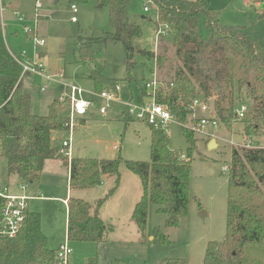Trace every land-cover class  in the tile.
Wrapping results in <instances>:
<instances>
[{
	"label": "trees",
	"instance_id": "trees-1",
	"mask_svg": "<svg viewBox=\"0 0 264 264\" xmlns=\"http://www.w3.org/2000/svg\"><path fill=\"white\" fill-rule=\"evenodd\" d=\"M129 1L99 0V6L109 10L112 30L105 36L89 38L79 48V59L89 67L96 92L114 86L117 79L108 76L97 60L94 44L122 43L131 64L134 40L142 35L140 23L126 20ZM147 4L157 9L158 28L161 24L168 26L163 36L172 49V56L168 45H163L160 52L139 51L157 64L154 72L157 77L161 75V86L154 91L157 102L186 123L191 103L202 97L214 106L221 126L232 131L237 123L242 125L235 134L244 141L264 134V49L246 32L245 26L221 23L206 0H147ZM202 20L208 31L206 36L200 32ZM51 89L43 90L40 80L31 73H23L22 66L13 58L5 42L0 12L1 173L7 177L17 175L22 182L35 185L40 182L45 162L60 159L70 168L71 191L95 188L104 177L112 176L113 187L95 204L73 193L70 196L69 241L100 243L113 230L102 219L100 209L121 182V163L139 175L142 183L143 193L133 211L139 230L146 229L151 203L168 216V225H178L179 219L187 215L191 200L193 133L182 128L188 142L184 156L181 150L169 146L167 130L148 123L151 130L148 161L78 156L69 161L56 137L69 129V118L58 109V101L50 103L45 114L33 110L35 94ZM148 93L145 90L141 94ZM242 104L247 105V110L239 118L235 110ZM126 115L134 117L127 112ZM246 145L232 147L226 235L222 241L209 242L203 264H264V147ZM41 223V213L28 209L15 238L0 236V264H57L56 249L49 247ZM155 240L162 242L163 238L157 233ZM87 264H98L97 259L92 257ZM160 264L188 263L182 258H164Z\"/></svg>",
	"mask_w": 264,
	"mask_h": 264
},
{
	"label": "rangeland",
	"instance_id": "rangeland-1",
	"mask_svg": "<svg viewBox=\"0 0 264 264\" xmlns=\"http://www.w3.org/2000/svg\"><path fill=\"white\" fill-rule=\"evenodd\" d=\"M40 1L42 8L38 9L39 20L33 34L39 33L40 38H45L46 43L41 48L46 54H41L42 61L47 68L53 70L52 72L64 71L77 85L88 91H95L89 67L79 59V48L89 38L105 36L112 30L109 10L100 7L99 0ZM36 2L37 0H3V25L6 24L12 29L20 24L11 10L21 11L30 25L36 18ZM206 2L217 12L221 23L245 26L246 32L264 49V0ZM73 4L77 6V22L72 21L75 15ZM145 6H148L149 11L144 10ZM126 20H134L142 27V35L134 40L135 53L131 64L128 52L120 42L106 41L94 44V50L97 60L104 65L108 76L117 79L114 83L119 82L122 87L123 101L127 102L133 96L135 103L139 104L142 99L141 92L146 90V82L153 80L156 75L154 62L148 61L139 51L160 52L163 45H168L169 56H172V49L167 37L158 34V12L155 7L147 4V0H130ZM199 28L201 34L206 36L208 31L203 20ZM158 38H161L160 42ZM7 41L18 51L19 48L12 45L10 36ZM158 79H162L160 74ZM62 90V87L55 86L51 91L35 94L32 103L34 111L47 113L49 104L59 97ZM102 104L104 103L101 100L97 101L95 108L91 110L94 114L90 113L86 122L77 120L74 130V141L77 132L74 142L75 156L150 160V125L135 117L128 118L126 106L122 102L112 103L108 114L102 116L99 113ZM57 107L65 112L59 103ZM241 126L237 123L231 131L222 125L219 129L210 131L208 135L193 134V161L189 185L191 200L187 215L181 217L176 226L168 225V216L159 212L157 206L151 203L146 229L144 232L139 230L133 211L143 193L142 183L139 175L130 171L125 163H121V183L105 201L101 210L105 222L111 224L113 230L100 243L68 240L66 205L62 201L68 190L67 168L59 161L49 163L47 169H44L39 185V189L48 198L31 201L30 204L41 213V228L48 237L49 247L55 249L68 241L72 248L69 264H87L88 259L92 257L97 259L98 264H160L164 258H182L188 264H203L209 242L222 241L226 235L229 185L228 169L224 170L223 167L229 168L232 147H240L244 143L264 147V134L249 138L247 142L235 134ZM168 135L169 146L173 150H181L183 155L187 154L188 142L182 128L171 125ZM56 137L61 142L64 134H57ZM212 139L218 143L215 148L208 146ZM81 140L83 141L79 143ZM112 178H107V186L101 191L95 188L84 189L74 191L73 195L95 204V193L102 195L113 187ZM8 180L12 185L15 178L8 177ZM1 181L5 182L3 179ZM157 233L162 236V242L155 240Z\"/></svg>",
	"mask_w": 264,
	"mask_h": 264
},
{
	"label": "built area",
	"instance_id": "built-area-1",
	"mask_svg": "<svg viewBox=\"0 0 264 264\" xmlns=\"http://www.w3.org/2000/svg\"><path fill=\"white\" fill-rule=\"evenodd\" d=\"M36 18L38 19V9L41 7V1L36 2ZM3 0H0V12H2ZM74 12L77 7L73 6ZM145 11H149L148 6ZM17 18L21 22H26L24 16L15 12ZM72 20L75 22L77 18L74 16ZM34 26L25 24L24 31L30 32ZM168 26L161 24L158 28V34H166ZM32 38V52L29 49H22L18 54L10 50L13 58L22 66L23 73H31L40 80L43 90L51 89L55 86L62 87V92L57 98L58 103L64 107L65 113L69 118V129L64 133L61 140L64 146V154L71 161L73 157L74 148V130L76 122L79 118L87 115L93 108H95L97 101L101 100L104 104L99 107V113L106 116L114 102H122L126 106V112L137 119L146 121L154 125L156 128L165 129L169 133L171 125H178L181 128H187L193 134L208 135L210 130L219 129L220 119L212 103L202 97H196L190 105V123H182L172 111L157 102L154 91L161 86L157 75L151 81L145 84L146 90L149 92L143 96L140 103L137 104L133 99L123 101L120 95L121 86L116 83L112 87L103 89L100 92L88 91L87 89L77 85L74 82L67 81L64 71L51 72L40 55V47L45 44V39L38 36H31ZM159 39V38H158ZM156 74V73H155ZM152 94V95H151ZM247 110V105L242 104L237 107L235 112L239 118H243ZM66 135V136H65ZM248 147H253L247 144ZM184 156V155H183ZM224 170L229 169L227 166ZM28 184L23 182L18 185V188L25 191ZM30 196L24 193H15L9 184H5L0 179V236L7 238H15L20 232L24 220L26 218V211L28 210ZM72 255V248L68 241L61 243L56 249L57 264H69L70 256Z\"/></svg>",
	"mask_w": 264,
	"mask_h": 264
},
{
	"label": "crops",
	"instance_id": "crops-1",
	"mask_svg": "<svg viewBox=\"0 0 264 264\" xmlns=\"http://www.w3.org/2000/svg\"><path fill=\"white\" fill-rule=\"evenodd\" d=\"M10 0H7V2H9ZM50 2H54L53 0H50ZM257 5H259V2L257 3ZM73 6H74V4L72 5V10H73ZM76 6V5H75ZM77 7V6H76ZM146 7V6H145ZM40 8H42V2H41V7ZM144 10H145V8H144ZM11 11H13L14 12V15H15V10H11ZM73 12H74V10H73ZM75 13V17H76V13H77V11L76 12H74ZM73 16V17H74ZM16 17H17V15H16ZM77 18V17H76ZM145 18V17H144ZM1 19H2V16H1ZM18 19V18H17ZM38 20L39 19H37V21H34V22H31V24L30 25H32V26H34V28L30 31V32H28V33H26L25 31H24V25L25 24H28L27 22H21V21H19V19H18V21H19V25L16 27V28H12V29H10V28H8L7 26H6V24L5 25H3V23H4V21H3V19H2V25H3V28H4V36H5V42H6V44H7V46H8V48H9V50H11L12 52H14V53H19L22 49H29L30 50V52H32V38H31V36H38L39 37V33L38 34H33V31H34V29L36 28V26L38 25ZM27 21V20H26ZM32 21V20H31ZM73 21V20H72ZM78 21V20H77ZM77 21H75V22H77ZM74 22V21H73ZM37 31H38V29H37ZM8 36H10L11 37V40H12V42H13V46L14 47H18L19 49H18V51H15L14 49H13V47L11 46V45H9V43H8V41H7V38H8ZM43 38V37H42ZM45 39V38H44ZM160 39L161 38H159L158 39V41L160 42ZM46 43V42H45ZM44 46V45H43ZM43 46H41V47H43ZM40 47V49H39V51H40V54H42V56H44L46 53L42 50V48ZM154 64H155V69L157 68V65H156V63L154 62ZM162 64H163V60H162ZM50 71H51V69L50 68H48ZM154 69V68H153ZM53 71V70H52ZM51 71V72H52ZM56 72V71H55ZM65 73V72H64ZM65 76H66V74H65ZM66 78H67V81H69V82H73V81H71L67 76H66ZM119 83V82H118ZM56 87H58V88H60V86H56ZM109 87H112V86H109ZM54 90V89H53ZM144 91V90H143ZM142 91V92H143ZM121 92H122V87H121ZM120 92V95H121V98H122V93ZM141 92V93H142ZM143 96H145V95H143ZM142 96V94H141V98L143 97ZM131 99H133V96L131 97ZM57 100V99H56ZM122 100H123V98H122ZM64 108V107H63ZM94 109V108H93ZM34 110V109H33ZM90 113H92V114H94L92 111H90L87 115H85L84 117H81V118H79L78 120H80L81 122H86V120L88 119V115L90 114ZM217 130V129H216ZM210 131H214V130H210ZM76 133L77 132H75V141H76V139H77V136H76ZM74 141V142H75ZM83 140H81L79 143H81ZM210 142H211V140H210ZM209 142V143H210ZM209 143H208V146H209ZM217 143V142H216ZM75 144V143H74ZM76 145V144H75ZM217 145H218V143H217ZM73 157H75V147L73 148ZM72 157V158H73ZM78 157H81V156H78ZM55 161H59V162H61L63 165H65V163L62 161V160H60V159H49V160H47L46 162H45V165H44V169H47V166H48V164L49 163H52V162H55ZM66 168H67V180H68V190H67V196L65 197V198H63L62 199V201H63V203H64V205H66V214L68 215V201H69V198H70V196L72 195V193L74 192V191H71V189H70V187H69V177H70V168H69V166H67L66 165ZM44 169H43V172H44ZM43 172H42V175H41V179H40V182L38 183V184H35V185H29L28 184V187H27V189L25 190V191H22V190H20L19 188H18V185H20L21 183H23L21 180H20V178L17 176V175H11L10 176V178L12 177V178H15V180H14V183L11 185V184H9V180H8V177L7 176H5L4 174H2L1 173V171H0V178L1 179H3L5 182H3V183H5V184H9L11 187H12V190H13V192H15V193H24V194H26V195H28V196H30L31 198H30V200H29V205H28V209L29 210H32V211H37L36 209H34V207H31V201H34V200H43V199H46V198H48L47 196H45L43 193H42V191H41V189H39V185H40V183H41V180H42V177H43ZM107 178H109V176H107V177H104L103 178V181H102V183L99 185V186H97V187H95V189L97 190V191H101L102 190V188H105L106 186H107ZM112 181H113V178L111 179V183H112ZM7 182V183H6ZM121 183V182H120ZM120 185V184H119ZM89 189H94V188H89ZM110 189V188H109ZM84 189H82V190H79V191H83ZM76 191H78V190H76ZM107 193V192H106ZM105 193V191H104V193L103 194H106ZM96 195H97V200L100 198V197H103V194L101 195V194H97V193H95ZM95 195V196H96ZM80 198H82V197H80ZM50 199H53V198H50ZM83 199H85V198H83ZM90 202V201H89ZM91 203V202H90ZM137 203V202H136ZM105 205V204H104ZM104 205L102 206V208L104 207ZM102 208L100 209V215H101V210H102ZM39 212V211H38ZM66 215V233H67V216ZM101 217H102V219L104 220V221H106L105 220V218L101 215ZM109 236V235H108ZM58 248V247H57ZM57 248H55V249H57Z\"/></svg>",
	"mask_w": 264,
	"mask_h": 264
},
{
	"label": "water",
	"instance_id": "water-1",
	"mask_svg": "<svg viewBox=\"0 0 264 264\" xmlns=\"http://www.w3.org/2000/svg\"><path fill=\"white\" fill-rule=\"evenodd\" d=\"M217 143H216V140L212 139L211 142L209 143V148H215L217 147Z\"/></svg>",
	"mask_w": 264,
	"mask_h": 264
}]
</instances>
